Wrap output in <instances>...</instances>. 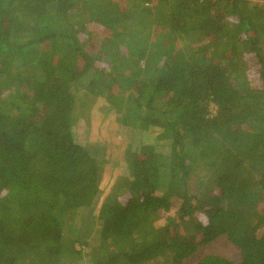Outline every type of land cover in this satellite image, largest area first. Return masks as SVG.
<instances>
[{"label":"trees","instance_id":"trees-1","mask_svg":"<svg viewBox=\"0 0 264 264\" xmlns=\"http://www.w3.org/2000/svg\"><path fill=\"white\" fill-rule=\"evenodd\" d=\"M254 1L0 0V264H191L221 237L239 260L194 264H264ZM79 95L171 143L168 157L156 143L126 153L131 179L102 204L89 251L66 230L95 203L103 172L96 148L75 141Z\"/></svg>","mask_w":264,"mask_h":264},{"label":"rangeland","instance_id":"rangeland-1","mask_svg":"<svg viewBox=\"0 0 264 264\" xmlns=\"http://www.w3.org/2000/svg\"><path fill=\"white\" fill-rule=\"evenodd\" d=\"M257 2L260 4L264 3L262 0L254 1V3ZM73 91L78 93L81 88L77 87ZM86 96L81 97L79 95L76 102V122L73 127L77 134L75 141L80 143V145H91L96 148L97 158L99 160L104 159L100 165L103 172L100 180V192L94 201L95 203H93L94 205L92 204L91 207L83 210V212L79 210L74 215V218L69 221L71 222L70 229L66 230H71L72 237L75 236V238L86 240L88 246L84 247V250L89 251L97 246L93 238L97 237L100 227L98 216L102 204L115 192L117 187L119 188L120 185L126 184L131 179L126 153L139 151L143 143H156L155 151L158 156L168 157L171 143L169 141L157 142L154 140V132L143 134L140 130L121 128L115 121L113 111L110 110L109 113L107 111L102 112V106L99 104L92 107L95 103L92 100L93 97L89 95L87 98ZM184 151L191 156L197 155V152L189 143H185ZM194 167L196 168L194 174L199 173L201 176V168L195 165ZM167 169V167L161 165V174L167 173ZM190 185L193 189L197 188L198 178L193 177ZM194 191L192 190L193 193ZM197 217L200 222H205L206 218L204 215L198 214ZM200 239L201 236L198 235L197 240L199 241ZM205 255H218L236 262L239 260L238 250L229 244L224 237L218 238L208 245L201 246L188 260V263L194 264Z\"/></svg>","mask_w":264,"mask_h":264},{"label":"crops","instance_id":"crops-1","mask_svg":"<svg viewBox=\"0 0 264 264\" xmlns=\"http://www.w3.org/2000/svg\"><path fill=\"white\" fill-rule=\"evenodd\" d=\"M96 104H99L100 106H102V112L103 111H107L108 113L110 112L111 108L103 101V100H99V101H96L92 107L96 106ZM99 110V109H98ZM105 118V117H104ZM102 119V118H101ZM126 130H129V129H126ZM80 144V143H79Z\"/></svg>","mask_w":264,"mask_h":264}]
</instances>
